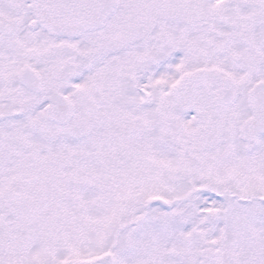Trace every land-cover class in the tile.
Listing matches in <instances>:
<instances>
[{"label": "snow or ice", "instance_id": "obj_1", "mask_svg": "<svg viewBox=\"0 0 264 264\" xmlns=\"http://www.w3.org/2000/svg\"><path fill=\"white\" fill-rule=\"evenodd\" d=\"M0 264H264V0H0Z\"/></svg>", "mask_w": 264, "mask_h": 264}]
</instances>
